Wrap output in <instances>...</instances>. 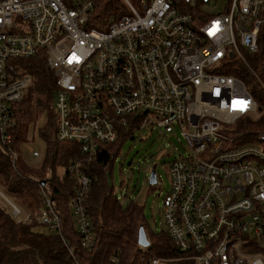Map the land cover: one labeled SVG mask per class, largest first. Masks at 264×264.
<instances>
[{"label": "built area", "instance_id": "obj_1", "mask_svg": "<svg viewBox=\"0 0 264 264\" xmlns=\"http://www.w3.org/2000/svg\"><path fill=\"white\" fill-rule=\"evenodd\" d=\"M128 12L90 27L92 0H0V141L13 159L12 104L33 84L11 60L44 54L57 75L56 137L93 158L121 127L164 135L178 126L190 150L169 165L163 220L180 259L194 264H264V147L229 130L260 111L248 73L264 32V0H125ZM34 158L40 151L32 150ZM71 199L81 245L94 248L85 197L93 178L70 164ZM18 216L22 210L0 187ZM36 218L59 231L61 215L42 186ZM73 253V249H71ZM76 263L80 264L75 257ZM161 258L147 264H158Z\"/></svg>", "mask_w": 264, "mask_h": 264}, {"label": "trees", "instance_id": "obj_2", "mask_svg": "<svg viewBox=\"0 0 264 264\" xmlns=\"http://www.w3.org/2000/svg\"><path fill=\"white\" fill-rule=\"evenodd\" d=\"M90 27L104 29L112 17L128 12L125 0H92ZM21 73L30 74L33 84L20 102L12 104V148L20 150L25 128L35 114L48 112V124L40 130L47 144V151L40 166L19 161L13 165L10 151L0 141V187L5 193L25 202L32 214L28 220L17 219L0 206V264H147L155 257L175 261L176 264H194L192 260L180 259L182 253L171 240L168 232L149 229L143 207L131 202L124 204L110 186V164L119 153L124 141L131 138L135 125L121 127L115 141L102 144L96 155L89 158L81 152L75 141H61L56 137L57 115L54 110L58 90L57 75L46 61L44 54L31 58L11 60ZM251 65L264 84V32L258 53ZM253 86L258 100L260 115L244 117L229 130L239 143L254 142L264 147V89L248 73L240 74ZM79 159L81 168L92 178L85 205L94 229V248L87 250L81 245V234L73 214L71 199L78 183L70 171V164ZM64 168L61 176L58 169ZM46 179L47 183L42 184ZM42 186L50 189L56 211L62 217L59 231H51L40 223L36 214L41 204ZM37 225L47 228L36 230ZM143 225L150 241L148 247L138 243L139 228ZM73 249V253L71 252Z\"/></svg>", "mask_w": 264, "mask_h": 264}, {"label": "rangeland", "instance_id": "obj_3", "mask_svg": "<svg viewBox=\"0 0 264 264\" xmlns=\"http://www.w3.org/2000/svg\"><path fill=\"white\" fill-rule=\"evenodd\" d=\"M227 0H216L215 5L205 6L206 13L215 15L224 11ZM260 111L253 117H258ZM48 124V112L35 114L25 128L24 141L20 151L25 155L26 161L32 166H40L43 163L47 151V144L40 136V130ZM135 138H128L122 144L119 153L111 162L110 186L122 203L136 202L143 207L144 219L154 232L166 230L162 210L164 197L170 188L169 165L181 154H187L190 150L188 141L182 129L178 126L174 131L161 135L151 128L135 131ZM40 151V157L34 158L32 150ZM156 165L157 182L150 184L149 177L153 166ZM64 168L58 169V174L63 175ZM3 189V188H2ZM6 194V193H5ZM15 202L22 213L15 216L26 221L32 214L27 204L18 198L6 194ZM0 206L12 213L9 201L0 195ZM36 230L46 232L47 228L37 225ZM158 264H176L175 261L161 258Z\"/></svg>", "mask_w": 264, "mask_h": 264}, {"label": "water", "instance_id": "obj_4", "mask_svg": "<svg viewBox=\"0 0 264 264\" xmlns=\"http://www.w3.org/2000/svg\"><path fill=\"white\" fill-rule=\"evenodd\" d=\"M135 136H132L131 139H134ZM150 184H155L157 182V172H156V165L153 166L150 177H149ZM47 183V180H42V184L45 185ZM138 243L142 247H148L150 245V241L148 240L145 228L143 225L139 228V235H138Z\"/></svg>", "mask_w": 264, "mask_h": 264}]
</instances>
